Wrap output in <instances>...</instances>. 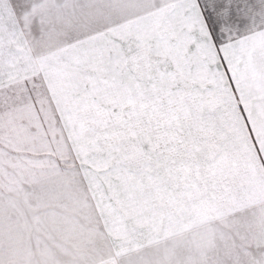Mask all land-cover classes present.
I'll use <instances>...</instances> for the list:
<instances>
[{"label":"snow or ice","instance_id":"obj_1","mask_svg":"<svg viewBox=\"0 0 264 264\" xmlns=\"http://www.w3.org/2000/svg\"><path fill=\"white\" fill-rule=\"evenodd\" d=\"M0 264H264V0H0Z\"/></svg>","mask_w":264,"mask_h":264}]
</instances>
